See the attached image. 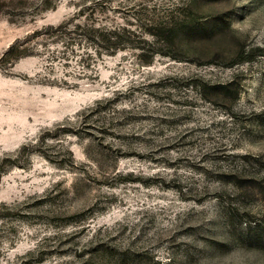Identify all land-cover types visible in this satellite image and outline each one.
I'll use <instances>...</instances> for the list:
<instances>
[{"label": "rangeland", "instance_id": "1", "mask_svg": "<svg viewBox=\"0 0 264 264\" xmlns=\"http://www.w3.org/2000/svg\"><path fill=\"white\" fill-rule=\"evenodd\" d=\"M0 264H264V0H0Z\"/></svg>", "mask_w": 264, "mask_h": 264}, {"label": "trees", "instance_id": "2", "mask_svg": "<svg viewBox=\"0 0 264 264\" xmlns=\"http://www.w3.org/2000/svg\"><path fill=\"white\" fill-rule=\"evenodd\" d=\"M111 33H112V32H111ZM111 33H108L109 35H107V34H103L104 36H109V37L111 36L110 38L105 37L104 40H105V39H108V41H111V40H112V37H113V35H110ZM113 34H115V33H113ZM18 57H20V56H18Z\"/></svg>", "mask_w": 264, "mask_h": 264}]
</instances>
